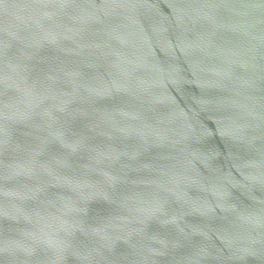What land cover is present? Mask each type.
<instances>
[{"label": "water", "instance_id": "1", "mask_svg": "<svg viewBox=\"0 0 264 264\" xmlns=\"http://www.w3.org/2000/svg\"><path fill=\"white\" fill-rule=\"evenodd\" d=\"M0 264H264V0H0Z\"/></svg>", "mask_w": 264, "mask_h": 264}]
</instances>
